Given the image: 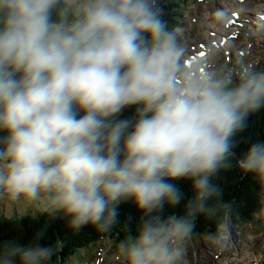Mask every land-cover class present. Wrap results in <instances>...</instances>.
<instances>
[{
	"label": "clouds",
	"instance_id": "9594fccd",
	"mask_svg": "<svg viewBox=\"0 0 264 264\" xmlns=\"http://www.w3.org/2000/svg\"><path fill=\"white\" fill-rule=\"evenodd\" d=\"M201 56L157 0H0V193L47 197L74 231H110L134 199L147 218L121 244L126 264H180L198 214L230 211L208 203L221 195L212 178L232 167L233 136L264 107V71ZM131 105L134 122L114 119ZM238 167L256 175L264 202V142ZM181 178L196 195L183 216L162 218L182 199L168 181ZM60 247L9 241L0 264H52Z\"/></svg>",
	"mask_w": 264,
	"mask_h": 264
},
{
	"label": "trees",
	"instance_id": "16d2710c",
	"mask_svg": "<svg viewBox=\"0 0 264 264\" xmlns=\"http://www.w3.org/2000/svg\"><path fill=\"white\" fill-rule=\"evenodd\" d=\"M157 3L163 9L164 19L167 21L175 16L173 13L178 3L181 6L184 5L183 0H157ZM53 19L56 17L54 16ZM136 108L137 105L125 107L114 119H129L134 122ZM82 113L81 111L79 115ZM245 123L246 126L233 136L232 167L221 169L212 178V182L221 190V195L208 203L215 205L217 200L221 204L228 203L231 205L230 211L220 207L215 216L198 214L192 236L214 233L228 216L241 224L255 220L257 214L264 220V202H262V188L259 180L254 173H245L238 167V161L245 156L253 144L264 142V107L249 113ZM6 135V130H0V137ZM168 182L178 187L182 193V199L176 205L165 202L163 211L159 214L165 219L172 214L183 216L186 213L188 201L196 195L193 181L191 178H181ZM117 211L119 213L117 223L108 232L98 231L92 224L74 231L68 223L71 217L62 211L56 214L57 218L50 220H34L26 216L5 218L0 220V248L9 241L21 246L34 243H39L41 246L60 244L61 247L53 257L52 264H65L74 253L90 247L102 238L111 239L114 244L121 245L138 234L142 219L147 217L134 199L122 202Z\"/></svg>",
	"mask_w": 264,
	"mask_h": 264
},
{
	"label": "rangeland",
	"instance_id": "374dc122",
	"mask_svg": "<svg viewBox=\"0 0 264 264\" xmlns=\"http://www.w3.org/2000/svg\"><path fill=\"white\" fill-rule=\"evenodd\" d=\"M213 8V7H211ZM192 12V7H188ZM215 11L204 14V18L207 19L206 24L199 21L197 17V27L196 32L193 33L197 35L199 39L205 40L206 28L209 27L207 24H216L215 19L213 20L210 16L214 18ZM192 14H189L190 16ZM191 37V39H192ZM262 47H260L261 49ZM259 49V50H260ZM215 62L220 59L219 55H214ZM260 70L264 71V58L260 64ZM84 113L80 114L82 116ZM47 197L42 196L40 199L32 201L27 200L24 197H21L18 200L10 199L6 193H0V220L5 218H22L30 217L34 220L44 219L50 220L52 218H57V213L50 214V210L45 207V202ZM57 214V215H56ZM59 217V216H58ZM61 218V217H60ZM233 226V225H232ZM84 228V227H83ZM220 235L227 236V243L223 244V251L219 252L218 245H215V242L211 240H189V246L186 247L185 254L182 258V264H223L226 261L237 259V264H264V260H261L262 254H264V225L262 226H253V232L249 234V237L245 240L241 235L235 233V240L232 238V233L229 230V226L222 229ZM235 241V242H234ZM115 251L122 254V251L115 249ZM106 252V251H105ZM104 254V252H103ZM189 254L190 257H186ZM193 254V257H192ZM115 253L103 255L99 262L101 264H126V260L123 257H120L116 260L113 259ZM91 255L82 257L79 254H75L72 258L71 264H84L90 258ZM197 258V261L193 258ZM95 259H91L88 264H94ZM69 264V263H68Z\"/></svg>",
	"mask_w": 264,
	"mask_h": 264
},
{
	"label": "bare ground",
	"instance_id": "6f19581e",
	"mask_svg": "<svg viewBox=\"0 0 264 264\" xmlns=\"http://www.w3.org/2000/svg\"><path fill=\"white\" fill-rule=\"evenodd\" d=\"M230 2H232L231 0H229ZM251 1V3H252V5H255V4H257V0H250ZM262 1H264V0H262ZM252 9L253 10H255V8L254 7H252ZM230 11H231V9H229ZM210 13V12H209ZM211 15V14H210ZM264 15V14H263ZM263 15H261L258 19L260 20V21H262V16ZM244 16L245 17H248V15L246 14V13H244ZM245 17H244V20H245ZM253 22H255V23H259V21H255V20H253ZM207 24L210 26V27H212V26H214L215 24H209V20H208V22H207ZM260 24V23H259ZM245 26V25H244ZM180 29L181 30H183V27H180ZM255 32L257 33L258 32V30H255ZM226 34H230V32H229V30L227 29L226 30V32H225ZM254 34V33H253ZM197 36V35H196ZM263 224H264V221H263ZM234 230H235V232H236V234L237 235H239V231H238V229H237V227H234ZM235 242V241H234ZM112 244H114L113 242H111ZM112 247H114L113 245L111 246V248ZM183 247L185 248V251H186V246L185 245H183ZM102 249L104 250V251H106L107 252V247H106V245L105 246H103L102 247ZM186 257L188 258V257H190L191 258V256L189 255V254H187L186 255ZM192 257H193V254H192ZM99 259H100V254H99ZM194 260H196L197 261V258L195 257V258H193ZM230 261H233V260H230ZM235 261H237V259H235ZM99 262V261H98ZM96 263V258H95V261H94V264Z\"/></svg>",
	"mask_w": 264,
	"mask_h": 264
},
{
	"label": "snow or ice",
	"instance_id": "6c2138e0",
	"mask_svg": "<svg viewBox=\"0 0 264 264\" xmlns=\"http://www.w3.org/2000/svg\"><path fill=\"white\" fill-rule=\"evenodd\" d=\"M200 55H204V53H203V52H201V53H200Z\"/></svg>",
	"mask_w": 264,
	"mask_h": 264
}]
</instances>
